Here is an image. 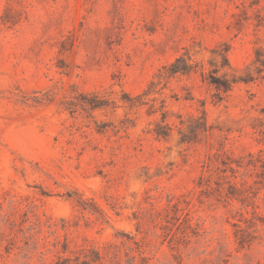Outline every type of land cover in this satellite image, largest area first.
I'll list each match as a JSON object with an SVG mask.
<instances>
[{
    "label": "rangeland",
    "instance_id": "rangeland-1",
    "mask_svg": "<svg viewBox=\"0 0 264 264\" xmlns=\"http://www.w3.org/2000/svg\"><path fill=\"white\" fill-rule=\"evenodd\" d=\"M90 263L264 264V0H0V264Z\"/></svg>",
    "mask_w": 264,
    "mask_h": 264
},
{
    "label": "trees",
    "instance_id": "trees-1",
    "mask_svg": "<svg viewBox=\"0 0 264 264\" xmlns=\"http://www.w3.org/2000/svg\"><path fill=\"white\" fill-rule=\"evenodd\" d=\"M164 68H165L166 74L168 76L176 75V74H189L192 71V63H190V61L186 60L183 56H180L173 63H171L170 65L164 66ZM93 106L95 107V106H98V105H93ZM207 127H208V125L205 124L204 125V130ZM174 204L175 203H173V205ZM177 218L179 219L178 216H177ZM96 252L98 254L97 260H100L101 261L105 256L102 255L100 251H96ZM115 258H116V255H114L113 257H111L109 260L110 261H113V260H115ZM90 264H92V263H90Z\"/></svg>",
    "mask_w": 264,
    "mask_h": 264
}]
</instances>
